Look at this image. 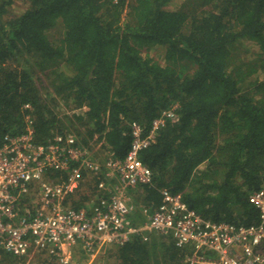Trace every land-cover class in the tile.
Listing matches in <instances>:
<instances>
[{
  "label": "trees",
  "instance_id": "trees-1",
  "mask_svg": "<svg viewBox=\"0 0 264 264\" xmlns=\"http://www.w3.org/2000/svg\"><path fill=\"white\" fill-rule=\"evenodd\" d=\"M157 47L163 63L147 53ZM176 106L178 121L139 153L153 184L134 201L155 210L169 190L206 219L258 224L250 197L264 189V0H0V143L32 114L38 144L73 134L103 173L107 158L128 154L133 123L147 136ZM79 165L47 178L68 183ZM81 178L67 201L76 208L103 175L83 168ZM114 251L120 264H189L192 252L162 235Z\"/></svg>",
  "mask_w": 264,
  "mask_h": 264
},
{
  "label": "built area",
  "instance_id": "built-area-1",
  "mask_svg": "<svg viewBox=\"0 0 264 264\" xmlns=\"http://www.w3.org/2000/svg\"><path fill=\"white\" fill-rule=\"evenodd\" d=\"M25 110L32 112L33 107L27 104ZM176 110L155 119L147 136L133 123L128 154L107 158L103 173L73 134L38 144L34 118L27 114L26 131L6 135L0 143V263L8 254L29 259L44 255L55 264H74L77 245L93 258L136 238L147 243L162 235L180 248L191 247L189 264H264V189L250 197L260 214V222L250 226L206 219L169 190L161 192L162 203L155 210L134 201L132 192L137 195L138 189L153 184V173L139 153L168 122L178 121ZM71 161L81 165L69 173L68 183L47 178L52 171L70 170ZM83 168L103 179L96 181L95 195H89L85 207L76 208L67 201L84 182Z\"/></svg>",
  "mask_w": 264,
  "mask_h": 264
},
{
  "label": "rangeland",
  "instance_id": "rangeland-1",
  "mask_svg": "<svg viewBox=\"0 0 264 264\" xmlns=\"http://www.w3.org/2000/svg\"><path fill=\"white\" fill-rule=\"evenodd\" d=\"M24 10H25V6L22 5V2H18L13 7V11L15 13H21ZM147 53L150 55V57L154 58V60L159 61L160 63H163L162 57L165 55L164 47H157V48L151 49ZM45 87H46V84H45ZM64 111H66L65 108H64ZM85 182H87L86 178H85ZM86 188H87V190L83 191V194L85 196H87V195L89 196L93 192V189H94L93 182H90V185ZM132 193H133V195H132L133 197L136 196V192H132ZM77 202H80V201H77ZM87 202L88 201H84L85 204ZM140 206H142V205L140 204ZM115 249L116 248H114V250ZM113 256H114V254H112V249L106 250L104 253H99L94 258H91V257L85 258L83 255H81V253H79L78 261L75 262L74 264H120V263H118L117 260L112 258ZM28 262H29V264H55L56 263L55 261H51L50 259H48L44 255H37L36 257H34L32 259L27 258L26 261L24 263H21V264H28ZM16 264H20V263H16Z\"/></svg>",
  "mask_w": 264,
  "mask_h": 264
},
{
  "label": "crops",
  "instance_id": "crops-1",
  "mask_svg": "<svg viewBox=\"0 0 264 264\" xmlns=\"http://www.w3.org/2000/svg\"><path fill=\"white\" fill-rule=\"evenodd\" d=\"M133 198H135V196L133 197ZM142 222V221H141ZM140 222V223H141ZM114 248H116V247H110V248H107L106 250H111L112 249V254H114ZM105 250V251H106ZM76 251H77V257H78V255H79V253H81V255H83L84 256V253L82 252V250H81V248H80V245H77L76 246ZM105 251H102L101 253H104ZM85 257H87V255L85 256ZM8 258V257H7ZM12 258H14V259H12V263H9V262H7L6 264H16V263H24L25 261H26V259L27 258H18V257H12ZM94 258V257H93ZM112 258H114L115 260H117L118 261V263H121L115 256H113ZM77 261H78V259H77Z\"/></svg>",
  "mask_w": 264,
  "mask_h": 264
}]
</instances>
